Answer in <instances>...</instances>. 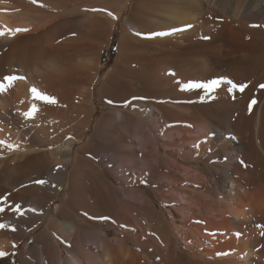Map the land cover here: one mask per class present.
Listing matches in <instances>:
<instances>
[{"label": "bare ground", "instance_id": "bare-ground-1", "mask_svg": "<svg viewBox=\"0 0 264 264\" xmlns=\"http://www.w3.org/2000/svg\"><path fill=\"white\" fill-rule=\"evenodd\" d=\"M92 1L0 0V216L8 213L17 226L19 214L39 213L35 199L22 203L26 184L52 177L61 187L72 159L76 180L68 185L69 200L95 184L96 199L105 196L125 208L110 220L117 228L111 238L93 227L81 230L76 217L50 221L46 238L27 250L24 264H63L55 229L67 236L65 264H264V227H258L264 225V0H134L116 64L98 93L112 109L74 154L96 110L99 65L89 48L63 36L65 21L57 17L83 6L84 21L95 24L92 29L100 26L93 32L106 39L117 16L86 13ZM116 1L106 3L117 9ZM200 19L229 21L248 44L229 48L205 39L211 30ZM213 80L219 83L211 89L192 87ZM32 88L53 102L38 99ZM18 127L50 136L47 160L33 152L35 142L27 143ZM98 149L107 155L97 158L105 168L93 161ZM154 197L189 222L181 235L185 246L172 238L164 214L154 213ZM13 243L0 239V256Z\"/></svg>", "mask_w": 264, "mask_h": 264}, {"label": "rangeland", "instance_id": "rangeland-1", "mask_svg": "<svg viewBox=\"0 0 264 264\" xmlns=\"http://www.w3.org/2000/svg\"><path fill=\"white\" fill-rule=\"evenodd\" d=\"M133 1L134 0H117L116 1V2H118V3H116V4H118L117 9H115L113 6L107 4L106 0H95V1L90 2L88 6H86L87 7L86 13H90V14L95 13V15L102 13V14H105L106 16H110V17L117 16L114 19L115 21L113 23L112 28H109L106 39L102 38L101 36H103V35H99L98 31L93 32V29L94 30L98 29V25L95 26V27H97L96 29L95 28L92 29L91 27L94 26L95 24L89 23V25H91L90 26V28L92 29L91 30L89 28L88 22L84 21V18H82V17H84V14L83 15L81 14L82 13L81 10L83 8L82 5H81L82 6L81 8H80V6L77 8V9H81V10H76V12H74L72 14L69 13L70 16H68L69 14L67 13L68 15L67 14L66 15L68 17L66 15H63L62 17H57L58 20L61 18L59 20V22L61 21L63 23V21H65V23H64L65 26L63 28V30L64 29L65 30H64L63 36H65L67 38L74 39V41L76 40L75 42H77L76 44L79 47H82V48L86 47V49L89 48L88 50L92 52L93 57L97 58L98 65H99L98 76H97V78L93 84V96H92L93 101L96 105V110H95V112L91 118V122L89 124V127L85 130L84 134L82 135L80 142H76L74 144V149H73L74 154L79 152V147L82 144L86 143L87 141L89 142L92 139V136L96 130L95 126L97 125L98 119H100L102 114L104 112H107L108 110L112 109L111 108L112 106L108 105L107 101L105 99L104 100L98 99V93L104 92L103 87H106V84L104 82L106 79L105 77L108 75V73H111L110 72V71H112L111 67L113 69L114 65L116 64V56H117V52H118L117 46H118V41H119V37L121 34V29H122V26L124 25L126 18L128 17V14L130 12ZM94 3L96 6L93 8L91 6H93L92 4H94ZM89 7H91V9H89ZM119 8L122 9L121 11H119L120 14L116 13V11L118 12V10H120ZM54 19L57 20L56 18H54ZM216 19H218V18L216 17ZM200 20L204 23L203 26L207 27L209 25L211 32H210V35L206 36V37H208L209 41L218 43L221 40V42L223 43V46H225V47L228 46L229 48H230V46H233V45L234 46L231 48H244L245 47L247 40L242 38L241 35L239 33H237L238 31H240L239 30L240 28H238V26H235L238 28V29L236 28V30H235V27H233L234 29L233 28L230 29L231 27H229V21H227V20L226 21L222 20L223 22H221L220 24H218L219 20H215L214 23L213 22L208 23L206 21H203V19H200ZM189 26H190V24H189ZM98 30H100V26H99ZM94 34L95 35L98 34V35L95 36ZM212 40H214V41H212ZM95 41H97V42H95ZM99 41H101V42H99ZM239 45H241V46H239ZM243 45H244V47H242ZM91 48H92V50H91ZM111 50H112V52H111ZM102 88H103V90H102ZM0 117H3V116H0ZM5 119H7V117ZM35 123H38V122L37 121L32 122V124H35ZM12 126H16V125H12ZM18 129L22 133L24 140L25 141L27 140V143L32 144L33 143V142H31L32 140L35 142L32 144L33 146L36 145L35 148L33 149V152L34 153L38 152L42 155L44 154L45 158L47 160V158H48L47 155H48L49 149L47 148L46 145L50 142L49 141L50 136L47 135L46 132H44V130L42 132L35 131V134L39 137L42 136L43 134H45L44 135L45 137L43 136V137L37 138V137H35L36 135L33 136L28 131H24L20 127H18ZM32 133H34V132H32ZM40 134H42V135H40ZM66 134H64L65 136H63V134H62L60 137L63 136L64 138L63 137L62 138L65 139V138H67ZM30 136H33L34 138H32ZM99 139L102 140V138H99ZM46 140H47V142H46ZM38 142L39 143L41 142V143L39 144ZM102 150L103 149H98V151L93 152L92 156H93L94 160L93 159L92 160L97 165H100V166H102V168H105L104 165H102L100 163V161L97 160L98 157H100L101 155H104V153L101 152ZM104 156H107V155H104ZM87 159H90V156ZM17 161H19V160H17ZM17 161L11 160L12 163L10 161H9V163L13 164V162L16 163ZM74 165H75V162L72 159L69 166H68L67 176L65 178L64 184L61 187H59V185H56V181H55L56 179L52 178L51 176H50L51 179L47 178V176H46L47 179L43 178V179H46L45 182L39 183V184L36 183V186L34 185L35 187L33 186L32 183H30L32 187L30 185H29L30 187H28L29 182L26 184L27 189L26 190L24 189V191H27V193L26 192L23 193L22 197H24V198H22L23 199L22 203H26L28 200H34L35 199L36 202L38 203V205L42 208L39 213L33 214V215L32 214L22 215V213L19 214L20 225H17V226L12 225V223H10L7 220V218H8L7 216H9L8 213H7L8 215L5 214L4 216H2V215L0 216V225H3V227H0V233H1L0 239H2V238L8 239V240L14 242L12 247H11V250L8 251L6 254H4V256L3 255L0 256V264H24L25 263V259H24L25 253L27 252V250H29L31 246L35 245L37 243V241L40 242V240H43L46 238L45 234L43 232V229L45 228L46 224H48V223L51 224L53 221H61L67 216L68 217H76V219L80 221L81 230H86L88 228L93 227V229H98L102 232H104V231L108 232V237H110V238L115 237V235L117 234V231H116L117 228H115L114 226H111L109 223L116 219V217H115L116 211L125 210V208L121 204H118L116 201H113V200H112L113 202L110 201L105 196L103 197V200H104V198L106 199L105 202H102L103 200L101 199V197L99 198V200L96 199L99 194L95 195V194H97L95 191L97 189V187H95L96 186L95 184H90V186H88V188L86 189L87 191L83 190L84 193L83 192L81 193L82 195L88 194V195H84L87 199L85 197H81L80 196L81 194L79 195L78 190L74 187L77 190V191L76 190H74V191H76L77 195H79L82 199L80 197H78L76 195V193L74 192L75 196H77L76 197L77 199L74 198V196H73L74 194L71 193L72 197H71V199H70L71 201H70L68 199L69 196L66 195V192H67V188H68L69 183L71 181H73L72 179L76 180V178H74V177L72 178L70 176ZM52 170H55V172L57 171L55 167ZM68 173H69V175H68ZM104 177H105V180L107 182H109L110 185L116 184L115 179L112 177V175L109 172L105 171ZM53 179H54V181H52ZM50 181H51V183H50ZM91 185H93V186H91ZM140 188L144 190V193L146 190V194H148L149 196H154L153 193H150V189L145 187V185H141ZM92 191H94L93 192L94 194H92ZM97 192H98V190H97ZM91 195L93 196L91 199H94L95 201L90 200ZM78 198H80L82 201ZM97 200H98V202L96 203ZM81 202H83V204H81ZM154 202L156 203V208H155L154 213L164 214L165 219L167 218L166 223H167V227L169 229V232H170L172 238L176 239L177 243L180 246H185L183 239H181V235L186 234L188 232L189 222H185V218L176 209L172 210L174 213V215H172L169 211L170 209H172L171 204H167V203L163 202L160 198H155ZM84 204H85V206H83ZM103 206H105L106 208ZM85 207H86V209H85ZM81 208H82V210H81ZM75 211H77V212L75 213ZM80 212H81V215L78 214ZM112 212L114 215L112 214ZM129 212L131 213L132 216L134 215L133 216L134 218H137V219L139 218L138 212H134L132 210H130ZM136 214H138V216ZM38 215H40V216H38ZM87 215H88V217H87ZM92 215L94 217V220L90 219L92 217ZM89 216H91V217L89 218ZM87 218H88V220L93 221V222L88 223L89 221L87 220ZM50 221H51V223H50ZM177 230H178V232H177ZM56 231H58V230L57 229L52 230V235H53L52 237H53V239H57V237H58V241L60 240L59 243H60V246H61L60 248L62 251L61 252L62 253L61 262H63V264H65L69 258V249H66V248H69V245H68L67 241H65L67 236L59 233V231L56 233ZM6 236H9V237H6ZM66 246H68V247H66ZM134 248H136V246H134ZM49 250L52 251L53 249L50 248ZM71 250L74 251V248H72ZM33 258L34 259H32V260L36 261V258L35 257H33ZM54 262H55V260H54ZM51 263L52 262H50V264Z\"/></svg>", "mask_w": 264, "mask_h": 264}, {"label": "snow or ice", "instance_id": "snow-or-ice-1", "mask_svg": "<svg viewBox=\"0 0 264 264\" xmlns=\"http://www.w3.org/2000/svg\"><path fill=\"white\" fill-rule=\"evenodd\" d=\"M253 27H256L257 25H252ZM27 29H16V31H26ZM0 34H3V33H0ZM163 33H161L162 35ZM208 37H205V39H207ZM8 79H12V77H8ZM21 79H23V77H21ZM218 80H213L211 84H207V85H202V84H199V83H194L192 85V87L194 88H208V89H211L213 88V86H218ZM261 88H264V85H260ZM30 91L36 95V97L38 99H42V100H45L47 102H53L52 101V98L51 97H48L46 95H43L41 93L38 92V90L36 88H32L30 89ZM252 103H255V101H252ZM29 116H31V113H29ZM0 143H3L2 141H0ZM59 167V166H57ZM36 183H44V181L42 180H38L36 181ZM3 198H0V200H2ZM16 211L19 210V206L17 205L16 208L14 209ZM4 211V209L2 207H0V212ZM0 227H3V225H0ZM258 227H264V225H259ZM237 235H239V233H237ZM261 235H264V232L261 233Z\"/></svg>", "mask_w": 264, "mask_h": 264}, {"label": "trees", "instance_id": "trees-1", "mask_svg": "<svg viewBox=\"0 0 264 264\" xmlns=\"http://www.w3.org/2000/svg\"><path fill=\"white\" fill-rule=\"evenodd\" d=\"M111 52H112V50H111Z\"/></svg>", "mask_w": 264, "mask_h": 264}]
</instances>
